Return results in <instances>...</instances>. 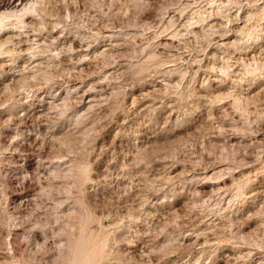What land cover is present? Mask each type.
<instances>
[{
	"label": "clouds",
	"instance_id": "obj_1",
	"mask_svg": "<svg viewBox=\"0 0 264 264\" xmlns=\"http://www.w3.org/2000/svg\"><path fill=\"white\" fill-rule=\"evenodd\" d=\"M0 264H264V0H0Z\"/></svg>",
	"mask_w": 264,
	"mask_h": 264
}]
</instances>
